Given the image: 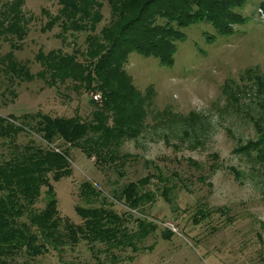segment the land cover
Segmentation results:
<instances>
[{"label":"rangeland","instance_id":"rangeland-1","mask_svg":"<svg viewBox=\"0 0 264 264\" xmlns=\"http://www.w3.org/2000/svg\"><path fill=\"white\" fill-rule=\"evenodd\" d=\"M11 1L0 0V11ZM261 4L243 0L234 7L240 22L230 33L207 21L179 27L182 36L175 41L171 65L154 56L129 55L125 70L142 113L136 137L123 139L119 150L118 155L129 157L122 165L118 159L97 163L55 137L50 147L66 152L69 164L58 180L48 175L57 200L53 235L60 236L59 242L37 254L7 250L0 255L4 264H264V171L254 163L255 152L248 157L241 151L248 141H257L264 125L258 109L264 98ZM60 5L59 0H23L18 22L24 35L12 32L15 24L0 35V117L27 129L0 138V164L29 154L28 145L47 146L35 131V114L87 118L88 96L100 94L50 87L43 73L39 55L78 49L82 61L85 52V32L69 29L59 36L58 25L47 28L49 15ZM102 14L99 28L109 18L106 1ZM18 66L21 72L15 71ZM146 176L151 178L141 192L149 191L151 201L133 209L115 197ZM46 191L42 185L33 203L24 202L21 221L29 223L30 210L46 209ZM77 207L105 208L123 217L130 244L90 240L102 229L98 226L84 231L86 238L77 230L71 237V226L85 227ZM142 220L152 225L145 234ZM35 233L30 247L38 250L43 236Z\"/></svg>","mask_w":264,"mask_h":264},{"label":"trees","instance_id":"trees-1","mask_svg":"<svg viewBox=\"0 0 264 264\" xmlns=\"http://www.w3.org/2000/svg\"><path fill=\"white\" fill-rule=\"evenodd\" d=\"M103 1L109 6L108 21L99 28L103 20ZM243 0H59L60 8L55 15H49L47 28L53 25L60 27L59 36L69 29L85 32V52L83 59H78L79 52L71 53L51 51L47 55H39L42 60L43 73L48 74L50 87L71 86L74 92H99L100 99L88 96L85 106L87 118L73 116L70 118L51 117L47 114H35L36 133L47 144L45 148L27 146L29 154L15 155L0 164V255L10 250L38 253L55 249L59 242L54 236L58 221L53 216L57 214V200L54 187L48 179L58 180L69 170L68 154L54 151L50 147L52 140L60 138L70 147L78 149L86 157H95L97 163L114 162L119 165L125 162L128 154H119L122 141L128 137H136L142 123V113L139 93L131 82L125 70L129 55L137 53L142 56H154L162 65L173 62L175 41L181 37L179 27L198 22L211 23L220 33H230L232 26L240 22L233 8ZM23 0L5 2L6 9L0 11V35L15 24L12 32L23 36L19 16L22 17ZM261 8L264 11V0ZM21 10V11H20ZM165 20L164 22L161 20ZM173 23L177 26L173 27ZM15 67V71H20ZM17 75V73H16ZM258 106L259 120L264 121V98ZM23 115V114H22ZM21 115V116H22ZM34 115V114H33ZM15 116V118H21ZM6 122V125L4 123ZM264 123V122H263ZM34 127V128H35ZM259 129L257 141H248L242 152L252 156L254 163L264 171V125ZM27 129L13 127L7 119L0 117V138L15 136ZM146 176L136 183L126 184L115 195L119 201H124L128 208H137L143 200L151 201V193L141 192V187L149 183ZM47 188L49 198L46 209L41 213L30 210L27 216L29 223L20 220L26 205L33 203L38 197L41 186ZM84 187V184L82 185ZM86 186V185H85ZM85 188V187H84ZM90 189V186H86ZM96 193L99 194L98 191ZM84 218L85 227L77 226L69 229L71 237L84 235L88 228L96 230L90 240L104 241L106 244L116 242L117 245L129 243L130 234L124 226V218L105 208H76ZM56 212V213H55ZM85 213H94L93 216ZM52 218V219H50ZM90 220H92L90 222ZM144 234L152 228L151 223L139 221ZM83 225V226H84ZM34 229V230H33ZM40 231L42 243L31 249V241ZM87 230V231H86ZM90 233V232H89ZM55 237L53 239V237ZM86 238V237H85ZM167 238V237H166ZM50 239L49 242L47 240ZM113 239V241H111ZM127 239V240H125ZM48 245V246H47ZM7 252V253H8ZM0 256V263L4 260Z\"/></svg>","mask_w":264,"mask_h":264},{"label":"built area","instance_id":"built-area-1","mask_svg":"<svg viewBox=\"0 0 264 264\" xmlns=\"http://www.w3.org/2000/svg\"><path fill=\"white\" fill-rule=\"evenodd\" d=\"M92 97H93V99L96 100V101H98V100L100 99L99 94H93Z\"/></svg>","mask_w":264,"mask_h":264}]
</instances>
